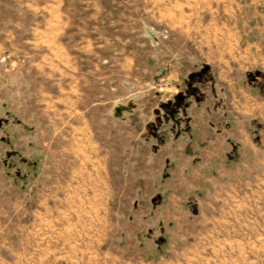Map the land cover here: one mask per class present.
I'll use <instances>...</instances> for the list:
<instances>
[{
  "label": "crops",
  "instance_id": "1",
  "mask_svg": "<svg viewBox=\"0 0 264 264\" xmlns=\"http://www.w3.org/2000/svg\"><path fill=\"white\" fill-rule=\"evenodd\" d=\"M110 1L26 3L42 17L33 36L26 39L34 44L35 68L43 72L48 67L54 81L36 86L40 92L35 96L34 115L22 119H31L35 125V134L29 137L65 138L66 142L58 149L54 143L45 148L42 168L26 189L13 184L0 166V264H186L188 248L177 243L170 226L176 216L189 212L174 211L168 197L155 216L161 218V235L148 252L150 259L139 258L137 252L127 253L122 243L130 241L132 234L122 237L123 223L109 208L106 164L88 157L93 134L87 110L74 96L80 90L75 78L80 66L91 65L92 54L104 57L96 48L107 42L121 44V38L106 36L108 28L102 16ZM116 1L119 10L129 9L135 21L145 20L143 24L152 33L147 57L159 56L156 39L168 30V37L162 40L163 58H168L165 72L172 76L207 69L214 79L210 86L217 88L214 100L226 106V122L230 124V108L238 118L233 120L237 123L234 127L214 135L209 145L211 160L200 162L197 169L201 172L195 174L200 176L205 195L198 200L215 197L223 201L225 195L230 217V179L236 172L252 174L247 161L230 167V138L242 146L241 153L246 149L258 153V166L264 152V0ZM76 2L83 15L79 21L70 14ZM113 52L118 59L127 58L132 69L135 52L125 55L116 46ZM117 63L123 67L121 60ZM40 122L49 129L40 128ZM27 138L26 131L20 130L17 139L23 144L16 148L27 158L37 157L26 149ZM6 139L7 143L11 140L9 136ZM55 165L68 171L64 179L53 177Z\"/></svg>",
  "mask_w": 264,
  "mask_h": 264
},
{
  "label": "rangeland",
  "instance_id": "2",
  "mask_svg": "<svg viewBox=\"0 0 264 264\" xmlns=\"http://www.w3.org/2000/svg\"><path fill=\"white\" fill-rule=\"evenodd\" d=\"M28 1L0 0V166L11 180L4 166L12 164V174L20 169L21 161L13 153L24 156L16 148L23 144L17 139L20 130L29 139L24 140L26 149L38 154L37 175L45 148L54 143L58 149L66 142L65 138L29 137L35 134V125L31 119H22L34 115L37 87L54 81L48 67L43 72L35 68L34 44L26 41L42 21L40 12L28 8ZM113 1L106 2L110 8L102 18L108 28L106 36L121 38V44L107 42L96 48L104 57L92 54L91 65L80 66L75 78L80 90L74 96L87 110L93 134L88 157L106 164L109 208L123 223L122 237L132 234L122 246L129 254L137 252L139 258L150 259L148 252L161 235V218L155 216L171 196L174 211L189 212L176 216L170 226L177 243L188 248L186 264H264V152L258 166V153L249 149L241 153L242 146L230 138V167L247 161L252 174L236 172L230 179V217L224 193L223 201L213 197L200 202L205 195L200 176H196L201 172L197 165L211 160L209 145L214 135L234 127L233 120L238 118L230 108V124L226 122V106L214 100L217 88L210 86L214 79L207 69L172 76L165 72L168 58H163L162 40L168 30L164 36L162 30L158 33L159 56L147 57L152 33L143 24L145 20L135 21L129 9L119 10V2ZM74 6L70 14L79 21L82 10L77 2ZM115 46L125 55L135 52L132 69L127 58L114 57ZM163 79L171 81L170 91L160 86ZM6 136L11 139L8 143ZM67 172L57 165L52 171L55 179H64Z\"/></svg>",
  "mask_w": 264,
  "mask_h": 264
},
{
  "label": "trees",
  "instance_id": "3",
  "mask_svg": "<svg viewBox=\"0 0 264 264\" xmlns=\"http://www.w3.org/2000/svg\"><path fill=\"white\" fill-rule=\"evenodd\" d=\"M13 153L16 154L17 158L20 159L23 164L26 163V165L19 166L20 169L16 173L12 174V164L10 165V163H8V165L4 166L5 172L9 176H12V183H15L22 189H26L31 185L34 178L37 176L39 157L27 158L25 156H21L16 151H14Z\"/></svg>",
  "mask_w": 264,
  "mask_h": 264
},
{
  "label": "built area",
  "instance_id": "4",
  "mask_svg": "<svg viewBox=\"0 0 264 264\" xmlns=\"http://www.w3.org/2000/svg\"><path fill=\"white\" fill-rule=\"evenodd\" d=\"M160 86L167 91H170L171 88L173 87L171 81L168 79L166 80L163 79V81L160 83Z\"/></svg>",
  "mask_w": 264,
  "mask_h": 264
}]
</instances>
